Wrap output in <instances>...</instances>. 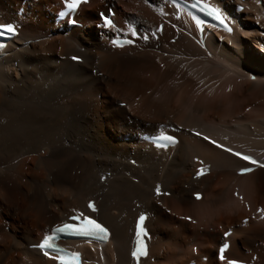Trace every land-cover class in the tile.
<instances>
[{
  "label": "bare ground",
  "instance_id": "6f19581e",
  "mask_svg": "<svg viewBox=\"0 0 264 264\" xmlns=\"http://www.w3.org/2000/svg\"><path fill=\"white\" fill-rule=\"evenodd\" d=\"M206 1L233 27L207 36L212 57L167 0H87L75 14L81 26L63 31L54 18L65 0H0V23L20 26L0 57V226H9L0 227V264H55L29 245L68 215H87L90 201L88 214L111 234L104 246L71 243L83 264H133L141 212L149 253L139 264H171L168 253L186 250L180 264H211L213 250L219 264H264V168L241 174L246 165L216 146L264 148V0ZM107 13V31L133 44L98 36L108 35L96 28ZM160 132L177 145L139 140Z\"/></svg>",
  "mask_w": 264,
  "mask_h": 264
},
{
  "label": "snow or ice",
  "instance_id": "6c2138e0",
  "mask_svg": "<svg viewBox=\"0 0 264 264\" xmlns=\"http://www.w3.org/2000/svg\"><path fill=\"white\" fill-rule=\"evenodd\" d=\"M80 2H87V0H72L71 3L68 4L69 9H75ZM195 6V5H194ZM204 8L209 10L217 20L220 21L221 24H224L223 19L221 18L220 13L215 8H210L209 5L205 4ZM105 24H110L111 21L107 19V17L104 18ZM3 26H0L2 28ZM6 31L11 33L14 31L13 28L7 27ZM230 31V29H229ZM4 35L3 31H0V36ZM133 35H135V32H133ZM131 43V41H128ZM73 59H77L76 57H73ZM197 135H200L199 133H196ZM161 141L165 142H172L173 137L167 136V135H161L159 137ZM205 140H208V137H204ZM213 144H215V141H212ZM217 147L222 148L224 151L230 152L232 155L238 157L240 160L247 161L251 164H258L256 160H254L250 156H246L241 154L240 152H233L231 148H224L223 145H216ZM259 167L264 168V164H259ZM205 169H200L197 172V176L203 175L205 173ZM252 168L250 167H244L240 169L241 174L251 172ZM157 194H159V186L157 187ZM196 198L200 199V195L196 194ZM88 207L95 211L94 204L92 202H89ZM190 219V218H186ZM70 220L77 221L78 223H65L62 226H59L53 230L52 235H45L43 240L38 244L35 245V247H38L42 250L45 249H52L53 251H56L58 253L57 256L52 257L54 260H58L60 264H79V256L80 253L78 252H66L64 249L59 248L56 246L52 241L56 238V233H69L72 235H77L84 238H91L95 240H106L108 237L107 229L104 228L100 223H98L95 219H92L88 216H84L83 213H78L77 215H74L70 217ZM145 220V217L141 215L139 217L138 223H137V246L132 252L133 257H141L147 255V247L145 243L143 242V239L141 238L143 236H147V233L145 232L143 228V221ZM225 236H228L229 233H225ZM91 242V240H89ZM228 247L227 244H225L223 247L220 248V259H224V252L225 249ZM45 255H48V252H44ZM228 264H239L237 261H228Z\"/></svg>",
  "mask_w": 264,
  "mask_h": 264
},
{
  "label": "rangeland",
  "instance_id": "374dc122",
  "mask_svg": "<svg viewBox=\"0 0 264 264\" xmlns=\"http://www.w3.org/2000/svg\"><path fill=\"white\" fill-rule=\"evenodd\" d=\"M95 25V24H94ZM174 38H178L177 36H174ZM82 50V49H81ZM73 59V58H72ZM99 98H100V95L98 96ZM124 103V102H123ZM122 107V106H121ZM245 110L246 111H248L249 110V108H248V106L245 108ZM219 179V178H218ZM237 193L238 192H236L235 194L237 195ZM238 195H239V193H238ZM224 203V201H222V202H220V204L219 205H221V204H223ZM171 206V204L170 205H168V208L166 209V213L169 215L170 214V212H171V208L172 207H170ZM248 209V208H247ZM246 211H248V210H246ZM224 215H222V217H223ZM226 216H232V215H230V213H226V215H225V217ZM246 216H247V214H246ZM182 217V219H183V216H181ZM187 218V217H186ZM244 219H249V217H245ZM124 225V224H123ZM128 223H126V226H124V228H127L128 226ZM1 227V226H0ZM1 228H3L4 230H6V231H8L9 230V226L8 225H4V226H2ZM34 232V235H36V231H33ZM214 233L215 234H219L220 233V231H218V228L217 229H215L214 230ZM262 246L264 247V242L262 243ZM186 247H188V248H191L192 247V245H187ZM189 253V251L188 250H186V252H181L180 254H178L176 257H174V258H171V255L168 257V255H169V253L167 254V256H166V262L167 263H171V264H180L182 261H183V259L185 258V256H186V254H188ZM212 257H211V260H210V263L211 264H219L218 262H216V260H215V251L213 250L212 251ZM244 254H246V255H248L249 257H250V255H252V254H250V252H249V254H248V252L246 251V250H244ZM184 256V257H183ZM170 258V259H169ZM256 259V257H255V255L253 256V259L252 260H255ZM170 261V262H169Z\"/></svg>",
  "mask_w": 264,
  "mask_h": 264
}]
</instances>
